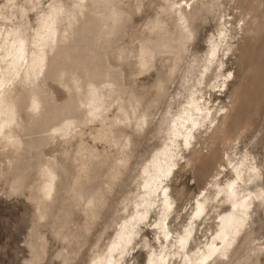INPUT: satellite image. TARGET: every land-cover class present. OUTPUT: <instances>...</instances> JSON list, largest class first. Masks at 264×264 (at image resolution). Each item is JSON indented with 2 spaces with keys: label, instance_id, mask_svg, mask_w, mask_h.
<instances>
[{
  "label": "rangeland",
  "instance_id": "1",
  "mask_svg": "<svg viewBox=\"0 0 264 264\" xmlns=\"http://www.w3.org/2000/svg\"><path fill=\"white\" fill-rule=\"evenodd\" d=\"M55 11L59 32L44 71L17 84L13 138L0 134V264L107 257L144 207L145 170L194 84L220 125L213 135V126L196 128L191 147L177 151L170 229L181 233L208 191L209 214L188 244L204 249L229 210L210 186L225 185L245 154L261 173L249 186L264 192V0H0V44L10 34L31 47ZM214 43L220 56L208 62ZM223 70L226 93L213 87ZM162 208L136 226L123 264L160 252ZM251 211L234 249L213 264H264V195Z\"/></svg>",
  "mask_w": 264,
  "mask_h": 264
},
{
  "label": "bare ground",
  "instance_id": "2",
  "mask_svg": "<svg viewBox=\"0 0 264 264\" xmlns=\"http://www.w3.org/2000/svg\"><path fill=\"white\" fill-rule=\"evenodd\" d=\"M186 3L188 4V1ZM182 13L184 14V11ZM55 14L54 17L43 22V26H41L43 30L40 29L41 31L37 33L31 47L24 38L26 36H18L8 41L10 34L2 40L4 44H0V51H2V58L0 59V134L6 140L13 138V135L10 133L17 113L14 106L13 92L16 90L18 83L35 82L43 73L48 54L46 47H49L50 50L53 48V42L59 32L58 22L61 19L59 11H55ZM218 56H220L219 44L214 43L207 61L213 62ZM215 79L213 87H223L226 93L231 82L230 74L228 75L223 70ZM199 83L201 84L202 81L199 80ZM192 87L189 89V94L180 103L179 111L175 114L169 112L168 121L171 126L170 130L169 128L167 129L170 135L169 142L152 158L150 162L152 168L150 167L145 170L144 193L138 205L144 207L137 209L133 223H125L121 227V233L118 232L119 237H117L113 245H109L108 256H104V258L100 256V259L92 264H123L126 262L127 246L133 242L132 234L138 232L135 231L136 226L138 225L139 228H143L147 219L150 221L149 212L155 205L163 207V212L159 219L160 222L157 224V228L163 234L161 240L162 248L159 253L154 251L148 256L147 264H172L177 262L178 258L183 260L184 264H213L219 258L228 256L231 250L234 249L237 240H239V235L248 226L252 213L251 208L255 206L256 200L263 199L264 192L262 188L255 189V185L254 188L249 186L250 184L253 185L260 178L261 173L258 171V166L245 154L239 160H235L236 163L234 161L233 166L231 165L233 177L225 185H221L220 182L216 181L210 186V188L215 190L213 200L229 204V210L220 218V229L212 241H209L204 249L198 247V250H193L191 243L188 247L190 240L193 239L194 241L195 239L193 235L197 230V222L201 219L203 220L209 214L210 198L208 191H205V189L204 195L202 194V197L197 200L191 220L184 227V230L178 235L175 233L177 235L175 236L170 229V222L175 208L169 183L177 172L175 169L179 165V152H186L184 146L186 149L191 147L192 139L196 138L194 133L196 128H198V132H201V128L208 127V125L213 126L211 131V135H213L220 125V119L216 123L217 118L212 112L211 106H209L210 101L201 94L202 91L193 90ZM228 111H226L224 118L228 117ZM178 150L179 152L177 153ZM229 160L232 161V159ZM52 182L48 188L49 190H51ZM165 243H167V246H164ZM170 246L175 249L172 250ZM191 251H193V254H191Z\"/></svg>",
  "mask_w": 264,
  "mask_h": 264
}]
</instances>
